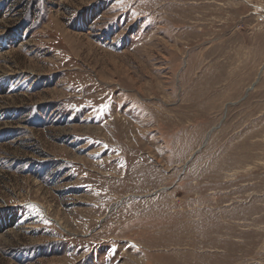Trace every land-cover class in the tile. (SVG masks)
Returning <instances> with one entry per match:
<instances>
[{
	"label": "rangeland",
	"instance_id": "374dc122",
	"mask_svg": "<svg viewBox=\"0 0 264 264\" xmlns=\"http://www.w3.org/2000/svg\"><path fill=\"white\" fill-rule=\"evenodd\" d=\"M0 264H264V0H0Z\"/></svg>",
	"mask_w": 264,
	"mask_h": 264
}]
</instances>
